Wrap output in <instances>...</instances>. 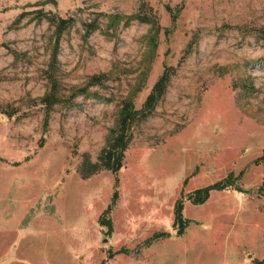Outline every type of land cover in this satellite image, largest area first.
Returning a JSON list of instances; mask_svg holds the SVG:
<instances>
[{"label": "rangeland", "instance_id": "rangeland-1", "mask_svg": "<svg viewBox=\"0 0 264 264\" xmlns=\"http://www.w3.org/2000/svg\"><path fill=\"white\" fill-rule=\"evenodd\" d=\"M263 153L264 0H0V264H264Z\"/></svg>", "mask_w": 264, "mask_h": 264}, {"label": "trees", "instance_id": "trees-1", "mask_svg": "<svg viewBox=\"0 0 264 264\" xmlns=\"http://www.w3.org/2000/svg\"><path fill=\"white\" fill-rule=\"evenodd\" d=\"M123 149H119L117 153H115L113 150H110L108 153V161L105 162L107 166L111 167L114 171H117L122 166V160H123ZM264 157V153L262 155ZM238 178V176L234 177L233 173L229 174L228 177L221 179L217 182L210 183L204 187L197 188L194 191V201L195 202H203L205 201L212 190L214 189H224L228 188L232 185H235V181ZM115 197H117V194H115ZM114 197V198H115ZM115 200V199H114ZM182 217V204H179L178 212L176 214V221H181ZM182 227L180 228V231L183 230V224H181Z\"/></svg>", "mask_w": 264, "mask_h": 264}]
</instances>
